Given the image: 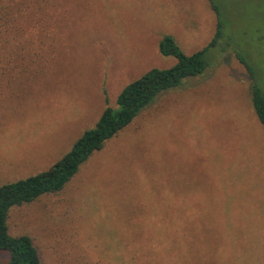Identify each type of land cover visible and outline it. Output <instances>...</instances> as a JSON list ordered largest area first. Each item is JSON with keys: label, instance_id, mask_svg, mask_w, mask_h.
<instances>
[{"label": "rangeland", "instance_id": "obj_1", "mask_svg": "<svg viewBox=\"0 0 264 264\" xmlns=\"http://www.w3.org/2000/svg\"><path fill=\"white\" fill-rule=\"evenodd\" d=\"M219 21L202 74L162 92L63 190L11 209L10 233L30 235L43 264H264L252 100L264 0H0V185L53 167L125 86L174 66L164 36L191 55Z\"/></svg>", "mask_w": 264, "mask_h": 264}, {"label": "trees", "instance_id": "obj_2", "mask_svg": "<svg viewBox=\"0 0 264 264\" xmlns=\"http://www.w3.org/2000/svg\"><path fill=\"white\" fill-rule=\"evenodd\" d=\"M218 13V7L212 5ZM39 11L31 13L38 18ZM222 23L210 44L202 51L186 54L176 40L164 36L159 44L163 55L174 56L177 63L170 68H152L123 88L116 107L108 106L96 125L86 129L68 151L50 169L18 181L0 185V253L9 256V264H43L41 253L32 237L27 234L12 235L9 229V214L15 206L35 201L46 194L57 193L65 188L80 171L81 166L106 143L129 126L145 108L155 102L164 91L182 84L188 77L202 74L207 68L205 53L215 46L222 36ZM252 100L255 112L264 125V90L254 84Z\"/></svg>", "mask_w": 264, "mask_h": 264}, {"label": "crops", "instance_id": "obj_3", "mask_svg": "<svg viewBox=\"0 0 264 264\" xmlns=\"http://www.w3.org/2000/svg\"><path fill=\"white\" fill-rule=\"evenodd\" d=\"M217 27H218V25L216 26L215 25V27L214 28H216V30H215V34H216V32H217ZM221 30H222V28H221ZM215 36V35H214ZM212 41V40H211ZM210 41V42H211ZM187 229H190V230H192V231H200V232H202V231H204L205 229H207V228H187ZM225 231H229V230H225ZM229 233V232H228ZM231 234V233H230ZM234 234H236V235H238L239 233H237V232H235Z\"/></svg>", "mask_w": 264, "mask_h": 264}]
</instances>
